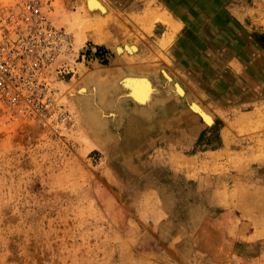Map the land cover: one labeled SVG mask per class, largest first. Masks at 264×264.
Masks as SVG:
<instances>
[{
	"label": "rangeland",
	"instance_id": "374dc122",
	"mask_svg": "<svg viewBox=\"0 0 264 264\" xmlns=\"http://www.w3.org/2000/svg\"><path fill=\"white\" fill-rule=\"evenodd\" d=\"M39 1L72 37L56 64L72 119L0 110V264H264V0ZM97 68L189 102L131 146L119 125L100 138L72 98Z\"/></svg>",
	"mask_w": 264,
	"mask_h": 264
},
{
	"label": "built area",
	"instance_id": "2783aa9c",
	"mask_svg": "<svg viewBox=\"0 0 264 264\" xmlns=\"http://www.w3.org/2000/svg\"><path fill=\"white\" fill-rule=\"evenodd\" d=\"M71 42L39 0H0V110L16 120L68 129L71 113L56 86L65 66L56 64Z\"/></svg>",
	"mask_w": 264,
	"mask_h": 264
},
{
	"label": "bare ground",
	"instance_id": "6f19581e",
	"mask_svg": "<svg viewBox=\"0 0 264 264\" xmlns=\"http://www.w3.org/2000/svg\"><path fill=\"white\" fill-rule=\"evenodd\" d=\"M89 6L92 10L100 9L103 12L107 11L106 7L100 0H89ZM119 50V53L123 52L122 48ZM127 50L133 53L137 49L134 47H128ZM97 69L88 71L84 74V79L79 88L75 89L73 92L72 98L82 114L84 116H89L90 126L92 130H95V132H93L96 133L94 135H99L100 138L103 137L104 139L115 140L117 137L115 134L118 133L117 140L120 141V136L125 137V142L127 141L126 144L131 146L136 143V140L146 138V134L149 135L151 132L153 133L156 129H160L163 126V122L167 118L165 117L166 119L163 120L162 117L166 114H173L177 111L179 105L176 100L180 99L182 102H189L190 98H186V96L183 97L185 95V90L180 84L175 85L177 93L181 95L178 97L176 96L177 99L175 97L176 93L173 94L169 89L154 83V81L151 80L152 76L147 77L145 74L144 76H140L139 73V76L132 73H120L121 75H118V79L120 77L119 80L116 79V81L114 79L115 81H110L111 79L109 80V78L103 77L102 70ZM128 69L130 70V68ZM164 75L169 79L170 76L167 72H164ZM115 76L116 75H114V77ZM110 77L112 78V76ZM127 99H130V101L134 103L135 109L133 108L134 110L131 113L126 112V116L120 114L119 111L128 110L126 105L123 104ZM154 105H157L159 109L153 110L152 108H154ZM190 106H192L193 111L201 115L206 123L209 125L213 124V117L202 109L198 102H191ZM120 120L122 121V124L119 123ZM113 124L116 126L119 125L117 127L119 128L117 133L112 131V133H109L108 131L109 125ZM125 142H123V144Z\"/></svg>",
	"mask_w": 264,
	"mask_h": 264
},
{
	"label": "crops",
	"instance_id": "0c3cea01",
	"mask_svg": "<svg viewBox=\"0 0 264 264\" xmlns=\"http://www.w3.org/2000/svg\"><path fill=\"white\" fill-rule=\"evenodd\" d=\"M106 10H107V8H106ZM244 49H246V48H244ZM247 51V50H246ZM252 218H253V220L255 221V222H261V219H260V216L259 215H254V216H252ZM254 235H257L256 234V232L255 233H253V234H251V236H254ZM260 235H264V231H262V232H260ZM248 237V236H247Z\"/></svg>",
	"mask_w": 264,
	"mask_h": 264
}]
</instances>
